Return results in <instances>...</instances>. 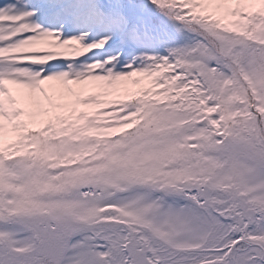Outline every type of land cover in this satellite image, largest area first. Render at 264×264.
Listing matches in <instances>:
<instances>
[{"label": "snow or ice", "instance_id": "snow-or-ice-1", "mask_svg": "<svg viewBox=\"0 0 264 264\" xmlns=\"http://www.w3.org/2000/svg\"><path fill=\"white\" fill-rule=\"evenodd\" d=\"M0 264H264V0H0Z\"/></svg>", "mask_w": 264, "mask_h": 264}]
</instances>
